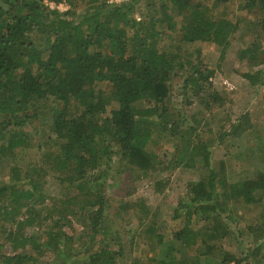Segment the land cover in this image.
<instances>
[{
	"label": "trees",
	"instance_id": "trees-1",
	"mask_svg": "<svg viewBox=\"0 0 264 264\" xmlns=\"http://www.w3.org/2000/svg\"><path fill=\"white\" fill-rule=\"evenodd\" d=\"M50 1L69 7L51 9L44 0H0V264H36L35 256L45 251L54 258L78 257L72 261L75 264H124L127 254L120 237L100 232L107 203L100 182L109 171L110 149L115 147L119 161L129 169L146 173L165 161L161 159L166 154L156 153L162 139L174 149L167 169L200 166L204 171L189 182L187 200L174 211L185 225L154 259L157 264H231L233 256L215 245L225 233L221 218L239 202L264 211V154L252 175L230 178L223 167H212L211 147L225 134L238 135L246 120L204 140L195 124L177 125L168 102L169 81L186 71L185 86L199 105L213 112L222 103L211 88L213 71L192 56L190 46L215 45L223 58L243 36L240 18L223 13L213 17L212 8L200 0H163L155 12L150 10L153 1L145 0L149 11L143 20L133 16V0L121 5L102 0ZM219 1L227 0H215L212 6ZM79 7L82 14L69 19ZM237 9L258 29L254 41L264 43V0H240ZM257 49L252 42L238 53L248 62L250 71L243 76L251 84L262 83L261 69L251 72L258 61ZM41 118L45 122L32 129L40 134L47 127L49 133L33 145L23 127ZM31 147L51 158L60 197L43 194L33 178L31 189L17 186L22 183L15 158ZM52 148L56 154H47ZM5 162L7 180L1 177ZM48 197L50 203L45 204ZM48 219L51 230L43 233V240L38 232L29 236L19 232L33 225L39 231ZM71 220L82 226L77 239L62 230L63 223ZM201 221L211 226L207 231L213 235L194 230ZM259 224L254 231L264 225ZM2 239L21 252L4 254ZM260 245L247 264H263L260 258L255 260L264 243ZM82 247L84 256H74L81 254Z\"/></svg>",
	"mask_w": 264,
	"mask_h": 264
},
{
	"label": "rangeland",
	"instance_id": "rangeland-1",
	"mask_svg": "<svg viewBox=\"0 0 264 264\" xmlns=\"http://www.w3.org/2000/svg\"><path fill=\"white\" fill-rule=\"evenodd\" d=\"M102 1L105 2V0ZM152 1L154 7L150 10L155 12L159 10V5L163 0ZM205 1L206 5L212 8L211 15L213 17L223 13L228 18H236L237 20L240 18L238 26L243 30L241 39L228 48L223 58L220 57V50L215 45L203 43L190 46L192 56H197L198 60L202 62L201 64L213 71L210 79L211 88L219 93L222 103L217 105L213 112H209L199 105L198 100L192 94L193 92L185 86L186 71H184L179 76H173L169 81L168 107L173 120L180 128H185L188 124H195L197 132L203 135L204 140L214 139L219 133H225L230 124L243 119L246 120L238 135L226 136L227 134H225L223 140L218 144L214 143L211 147L212 167L215 169L223 167L230 178L238 180L244 176L252 175L260 164L261 154H264V43L254 41L258 29L249 25L248 21L250 20L237 9L240 0L219 1L218 4L220 5L216 7L212 6L215 0H200L202 3ZM133 3V16L138 20H143L144 15L149 11L145 0H133ZM64 7L67 9L69 6L64 3ZM81 14L82 9L79 7L76 14L70 16L69 19L78 18ZM252 42H256L259 54L258 61L251 72L261 69L262 75L259 78L262 83L251 84L243 76L250 69L247 67L248 62L240 59L238 53L240 49L246 48ZM227 84H230V87ZM245 114L246 118H241ZM43 121L42 118L33 119L32 122L23 127L33 139V145L37 141L45 140L48 136L49 128L47 127L40 134H36L35 130L32 129L39 127ZM248 123L251 126L249 128ZM37 130L39 131V128ZM160 141L162 148H159L156 153L162 157L163 154H166V157L161 159L165 161L159 167L146 173L138 169H129L125 163L119 161L115 147H112L110 150L113 153L109 154L108 174L100 182L101 190L107 201L105 221L100 232L107 230L112 235L116 233L120 237L127 254L124 264H133L134 262H137L136 264L158 263L154 259L155 254L162 255L160 251L167 249L168 241L175 239L174 234L186 222L183 217L176 219L174 211L178 209L180 201L187 200L189 182L199 179L204 171L200 166L194 168L175 166L167 169L165 166L172 160L170 157L174 150L171 146L173 144L169 142L166 144L163 139ZM56 152L55 148H52L47 154H56ZM16 157L15 162L20 167V182L22 183V185H17L18 187L31 189V179L33 178L36 183L41 184L43 194L47 193L46 195L49 196L60 197L58 182L52 176L54 174L51 167L53 162L51 158H47L43 150L31 147L27 149L26 153H18ZM104 163L101 169H103ZM8 175V164L5 162L2 165L1 177L7 180ZM49 203L50 197L46 198L45 204ZM39 206L42 205H36L37 208ZM231 206L234 207L229 206L231 210L228 208L226 215L221 218V225L225 233L216 240L215 245L233 256L231 264H237V261L239 264H247L253 260V257H250L253 250L258 246L261 248L260 244L264 243V225L258 231L253 230L260 226L259 223L263 222L264 224V220L261 218L264 211L259 206L243 205L240 202ZM145 209L147 213L144 212ZM21 219L22 216H18V220ZM50 226L51 221L48 219L39 231L36 225H33L23 226L22 231L19 232L28 236L33 232H38L39 240H43V233L51 230ZM193 226L194 230H199L201 234L206 231L213 235L212 231H207V228H211L208 223L201 221ZM81 229L82 226L76 220L63 223L62 226L63 231L70 235L74 234L76 239ZM1 243L3 244L1 251L4 254L12 255L21 252L20 249L13 251L11 249L13 246L9 240L2 239ZM78 244L74 243L75 246ZM179 247L176 242L175 249ZM84 248H81V254L74 256L82 258ZM35 257L36 264H75L72 261L78 258L71 256L69 258L62 257V259L54 258L48 251L40 252ZM256 258L258 261L260 258L264 264V247L260 250L259 257H255V260Z\"/></svg>",
	"mask_w": 264,
	"mask_h": 264
},
{
	"label": "built area",
	"instance_id": "built-area-1",
	"mask_svg": "<svg viewBox=\"0 0 264 264\" xmlns=\"http://www.w3.org/2000/svg\"><path fill=\"white\" fill-rule=\"evenodd\" d=\"M131 0H105V2L109 5H121L123 3H128L130 2ZM45 5H47L49 8L51 9H59V10H65L66 8L64 7V3L63 2H60V3H56V2H53V1H47L45 0L44 1ZM227 86L230 87V84H227Z\"/></svg>",
	"mask_w": 264,
	"mask_h": 264
}]
</instances>
